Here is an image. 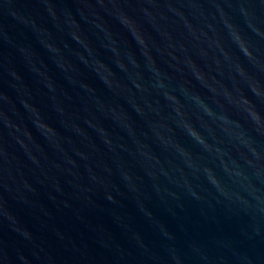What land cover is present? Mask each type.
Masks as SVG:
<instances>
[{
    "label": "water",
    "instance_id": "1",
    "mask_svg": "<svg viewBox=\"0 0 264 264\" xmlns=\"http://www.w3.org/2000/svg\"><path fill=\"white\" fill-rule=\"evenodd\" d=\"M0 264H264V0H0Z\"/></svg>",
    "mask_w": 264,
    "mask_h": 264
}]
</instances>
